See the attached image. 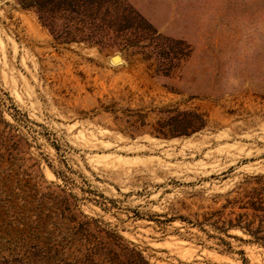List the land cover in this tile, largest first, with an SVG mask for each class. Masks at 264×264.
<instances>
[{"label": "rangeland", "instance_id": "374dc122", "mask_svg": "<svg viewBox=\"0 0 264 264\" xmlns=\"http://www.w3.org/2000/svg\"><path fill=\"white\" fill-rule=\"evenodd\" d=\"M53 21L0 0V264L84 259L67 217L150 264H264L226 233L264 175V0H97ZM161 53L184 55L171 77ZM169 108L208 124L159 136Z\"/></svg>", "mask_w": 264, "mask_h": 264}, {"label": "trees", "instance_id": "16d2710c", "mask_svg": "<svg viewBox=\"0 0 264 264\" xmlns=\"http://www.w3.org/2000/svg\"><path fill=\"white\" fill-rule=\"evenodd\" d=\"M23 9H34L43 18L50 21L55 26V13L63 11L70 15L80 14L86 6H95L97 0H19ZM68 25H70L68 23ZM64 31L69 42L77 41V33L84 28L80 24H75ZM161 60L167 66L168 77H171L177 67L184 61V55L161 53ZM152 55H145L144 59L149 60ZM112 110V109H107ZM116 113V111H112ZM166 119L158 123L156 132L163 137L189 136L204 130L208 124L206 115L198 109L183 110L166 109L164 111ZM119 118V117H116ZM128 119L126 122L131 128L135 127L137 121ZM123 120V119H120ZM144 122V121H143ZM143 126L145 123H141ZM231 208L230 217L226 220V233L230 229H240L250 236V242L264 247V175L253 178V182H248L240 197L228 201L226 208ZM69 223L66 224L67 231H73L72 241L85 242L88 246V254L84 259L75 264H150L142 253L135 249H129L122 243V238L113 233L107 238L101 236L104 230L92 228L91 222L77 223L76 218L67 217ZM95 231V232H94ZM97 231V232H96ZM112 238V240L110 239ZM99 255L101 262H97L94 256Z\"/></svg>", "mask_w": 264, "mask_h": 264}, {"label": "water", "instance_id": "95a60500", "mask_svg": "<svg viewBox=\"0 0 264 264\" xmlns=\"http://www.w3.org/2000/svg\"><path fill=\"white\" fill-rule=\"evenodd\" d=\"M120 59L122 60V57H121L120 55H115V56L112 57V60H113L114 62H117V61H119Z\"/></svg>", "mask_w": 264, "mask_h": 264}, {"label": "bare ground", "instance_id": "6f19581e", "mask_svg": "<svg viewBox=\"0 0 264 264\" xmlns=\"http://www.w3.org/2000/svg\"><path fill=\"white\" fill-rule=\"evenodd\" d=\"M120 60H121V59H120ZM120 60H119V61H120Z\"/></svg>", "mask_w": 264, "mask_h": 264}]
</instances>
